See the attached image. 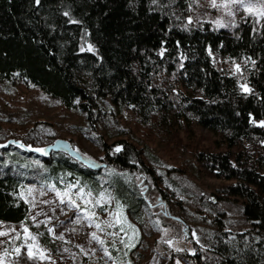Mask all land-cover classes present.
<instances>
[{
	"label": "trees",
	"instance_id": "1",
	"mask_svg": "<svg viewBox=\"0 0 264 264\" xmlns=\"http://www.w3.org/2000/svg\"><path fill=\"white\" fill-rule=\"evenodd\" d=\"M176 2L178 13L164 0H0V81L33 84L65 109L83 112L93 128L103 109L132 116L139 141L102 137L100 162L65 151L41 155L45 178L57 188L80 183L97 193L100 171L111 167L132 177L131 192L115 184L128 210H146L154 191L170 196L161 185H147L156 174L146 141H174L205 173L225 181L221 196L241 201L251 227L233 232L219 219L212 244L194 243L193 253L172 256L195 264H264V22L187 26L188 0ZM31 183L25 175L0 174V223H30L23 193Z\"/></svg>",
	"mask_w": 264,
	"mask_h": 264
},
{
	"label": "rangeland",
	"instance_id": "2",
	"mask_svg": "<svg viewBox=\"0 0 264 264\" xmlns=\"http://www.w3.org/2000/svg\"><path fill=\"white\" fill-rule=\"evenodd\" d=\"M176 1L164 0V3L170 5L172 12L178 13L176 11L181 7ZM231 7L234 15L229 16L225 9L212 8L209 0H193L191 4L188 0L187 26L202 21L211 22L217 28L234 29L241 19H258L242 8L236 11L237 6ZM216 21L224 27H218ZM260 22H264V18H259ZM98 119L97 127L93 128L83 112L65 109L59 99L33 84L0 81V174L25 175L33 181L23 193L31 205L30 223H0V232L8 233L0 236V257L4 264H195L181 255L172 256V253L177 249V252L193 253L194 243L204 247L212 244L219 230V219L233 232L251 227L241 201L221 196L220 188L225 181L205 173L194 155L185 147L172 143L174 141H146L147 158L156 174L155 180L148 177L147 185L155 190L161 185L170 192L167 196L154 191L147 197L146 210H128L126 197L117 192L115 184L118 180L121 189L131 192L132 177L126 172L118 174L111 167L100 171L103 186L97 193L83 184L74 183L77 187L71 188V199L76 200L78 208L70 206L69 197H63L64 203H61V197L56 193L63 194L72 184H65L66 187L60 189L46 180L45 162L41 157L47 153L46 147L57 140H66L81 155L100 162L103 159L101 139L109 142L118 137L138 140L129 113L103 109ZM201 133L213 139L206 131L198 129V134ZM81 187L86 193H92L91 197H86L92 204H85L75 195ZM102 192L104 199L100 197ZM96 200L101 203L97 205ZM92 212L95 216L89 219ZM117 212L119 217L113 215ZM124 218L138 230L137 234L127 228ZM106 221L114 226L109 227ZM37 223L39 227H36ZM97 223L101 225L100 229L95 227ZM24 227L37 237L36 244L49 259L28 258L27 244L33 242L25 239ZM121 227L125 231H121ZM49 228L53 231L49 232ZM93 233L104 241L103 245L92 239ZM59 236L63 239H58ZM165 241H171V246ZM126 244H134V247H126ZM111 245L120 251L119 257L112 254ZM17 247L21 249L19 255L15 252Z\"/></svg>",
	"mask_w": 264,
	"mask_h": 264
},
{
	"label": "snow or ice",
	"instance_id": "3",
	"mask_svg": "<svg viewBox=\"0 0 264 264\" xmlns=\"http://www.w3.org/2000/svg\"><path fill=\"white\" fill-rule=\"evenodd\" d=\"M37 2H39V0H37ZM190 4L193 2V0H189ZM210 6L212 8L215 9H225L226 10V14L229 16L234 15V12L232 10V5L237 6L236 7V11H239L241 8L248 13L250 16H255L257 17V22H259V18H264V0H256V2L254 3L253 0H222L221 3H218L217 0H209ZM65 15H67V13H65ZM75 23V21H73ZM189 23H191V20H189ZM217 26L218 27H224V25L220 22V21H216ZM236 72H240V66L236 65L235 68ZM241 88L243 89V91L245 92H251V89H249L246 85H241ZM255 123V121H253ZM259 126L264 127V121H260L259 122ZM36 151H40V152H44L43 149H36ZM54 187V186H53ZM77 187V184H72L67 186V190L63 192V194H61L60 192H57L56 195L58 197H61V203H64L63 197H69V204L70 206L73 207H79V205L76 203V200H72L71 199V188ZM31 189L28 190L29 193H31ZM79 199H81L85 204H92V200L90 199H86V197H91L92 193L89 192H85L84 188L81 187L79 189V191L75 194ZM100 197L101 199H104L105 197V193H100ZM109 199H112L109 196ZM105 202H108L107 200H105ZM97 205H99L101 203L100 200H96L95 202ZM117 207L119 208V204H117ZM116 217H119V212L114 213L113 214ZM95 213L92 212L90 213V216L88 217L89 219H91V217H94ZM33 220H35V217L32 218ZM40 223H45L44 221H41ZM108 224L109 227L114 226L113 224H111L110 222H105ZM117 223H119V220H117ZM124 223L127 224V220L126 218H124ZM36 227H39V223L36 224ZM95 227L100 229L101 225L100 224H95ZM127 228L131 229V231L133 232V234H137L138 230H136L134 228L133 225L131 224H127ZM102 230V229H101ZM49 232H52L53 230L51 228L48 229ZM121 231H125L124 227H121ZM23 233L25 236L26 240H31L33 243L31 244H27V256L30 259L33 260H44V259H49V257L46 256L45 252L43 250L40 249L39 245L36 244V240L37 237L35 235H33L32 233L29 232L27 227L23 228ZM8 235L7 232H0V236H5ZM41 235H43L41 233ZM17 238H19V234L17 235ZM58 239H63V236H59L57 237ZM92 239L98 241V243H100L101 245H103L104 241L100 240L99 237L96 236L95 233L92 234ZM129 239L131 240L132 237H129ZM123 242V241H121ZM166 243L169 244V246H171V241H165ZM126 247H134V244H126ZM35 248V251H33V249ZM67 251V249L65 250ZM177 251H179V249H177ZM15 252L17 253V255L20 254L21 249L19 247H17L15 249ZM107 254V253H106ZM5 256L7 255V252H5L4 254ZM0 264H4L3 261V257H0Z\"/></svg>",
	"mask_w": 264,
	"mask_h": 264
},
{
	"label": "water",
	"instance_id": "4",
	"mask_svg": "<svg viewBox=\"0 0 264 264\" xmlns=\"http://www.w3.org/2000/svg\"><path fill=\"white\" fill-rule=\"evenodd\" d=\"M53 151H65L69 156L75 157L78 160L86 161V158L81 155L78 151L74 150L71 144L66 140H57L53 144L46 147V152H53ZM105 164L104 163H96L95 166L102 168Z\"/></svg>",
	"mask_w": 264,
	"mask_h": 264
}]
</instances>
